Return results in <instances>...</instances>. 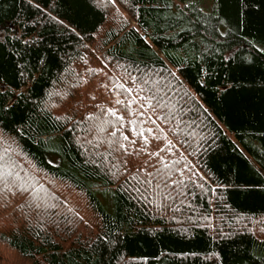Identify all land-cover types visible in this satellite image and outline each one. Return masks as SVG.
<instances>
[{
  "label": "trees",
  "instance_id": "trees-1",
  "mask_svg": "<svg viewBox=\"0 0 264 264\" xmlns=\"http://www.w3.org/2000/svg\"><path fill=\"white\" fill-rule=\"evenodd\" d=\"M259 46L264 0H0V245L264 264Z\"/></svg>",
  "mask_w": 264,
  "mask_h": 264
},
{
  "label": "rangeland",
  "instance_id": "rangeland-1",
  "mask_svg": "<svg viewBox=\"0 0 264 264\" xmlns=\"http://www.w3.org/2000/svg\"><path fill=\"white\" fill-rule=\"evenodd\" d=\"M209 4H210V0H202V5L205 8L209 7ZM259 48L261 50H264V46H259ZM0 226H2L1 223H0ZM5 249L2 245H0V254L5 256L3 257L4 261H2L1 264H21L23 263V261L20 258H18L15 254H13L12 252L7 251V249L6 251H3Z\"/></svg>",
  "mask_w": 264,
  "mask_h": 264
}]
</instances>
